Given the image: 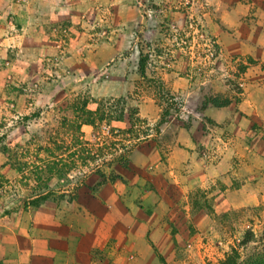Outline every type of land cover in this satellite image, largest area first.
Instances as JSON below:
<instances>
[{
	"label": "rangeland",
	"instance_id": "1",
	"mask_svg": "<svg viewBox=\"0 0 264 264\" xmlns=\"http://www.w3.org/2000/svg\"><path fill=\"white\" fill-rule=\"evenodd\" d=\"M62 1L76 17L34 20L35 0H0V42L9 39L0 44V221L13 230L38 198V215L63 207L83 220L111 211L147 238L150 228L136 222L161 220L157 235L169 237L163 249L173 253L165 251L167 264H225L233 255L243 264L264 255V192L224 209L194 187L172 211L165 189L154 216L164 195L142 182L134 158L156 144L153 159L168 165L178 128L194 126L210 136L197 147L203 160L229 147L225 124L199 110L214 96L239 110L247 70L220 50L207 0H84L79 9ZM121 167L138 174L133 185ZM203 196L209 208L191 214ZM147 261L162 264L157 255Z\"/></svg>",
	"mask_w": 264,
	"mask_h": 264
},
{
	"label": "crops",
	"instance_id": "2",
	"mask_svg": "<svg viewBox=\"0 0 264 264\" xmlns=\"http://www.w3.org/2000/svg\"><path fill=\"white\" fill-rule=\"evenodd\" d=\"M64 2L35 0L32 9L35 15L31 16L34 20L76 17L75 11L65 4L68 1ZM70 2L76 9L85 4L84 0ZM207 3L211 33L217 37L222 52L245 64L248 87L237 102L239 110L232 109V102L224 107L205 104V110H199L214 125L224 123L229 132L225 133L229 135V147L218 159L205 161L198 154L197 147L208 145L210 136L197 132V126L178 128L168 165L157 161L156 156L153 159L158 153L154 149L156 144H150L147 154L141 158L135 155V162L143 163L142 182L152 183L151 186L164 195L162 199L157 197L154 216L161 203L167 200L165 189L171 190L168 194L172 211L177 210V200L186 198L194 187L201 188L208 196H215L217 202L225 205L224 209L255 203L264 192V0H207ZM0 33L3 34L1 28ZM13 39L17 45V37ZM8 41L1 37L0 44L6 45ZM143 111L140 110L142 115ZM251 125L256 126L254 131ZM131 170L116 168L118 175L130 179L128 185L139 178ZM138 184H142L140 180ZM116 194H113L115 199ZM101 203L106 207L110 205ZM40 207L37 204L26 212L27 216L23 215V221L16 222L13 230L7 229L5 221H0V264H150L147 260L156 257L154 247L161 250L163 257L169 249H163L169 237L157 235L159 219L136 222V227L150 228L147 238L133 234L131 225L118 221L117 217L113 219L111 211L105 215H85L82 220L63 207L52 214L47 209L43 216L38 215L42 211ZM168 254L173 256L169 250Z\"/></svg>",
	"mask_w": 264,
	"mask_h": 264
},
{
	"label": "trees",
	"instance_id": "3",
	"mask_svg": "<svg viewBox=\"0 0 264 264\" xmlns=\"http://www.w3.org/2000/svg\"><path fill=\"white\" fill-rule=\"evenodd\" d=\"M144 63H145V59H144V57H142L140 62H139V71L141 74H144V69H145ZM231 102H232V99H230L229 97L221 98L219 96H214V97H207L205 99L204 104H211L215 107H224V106L229 105ZM162 121H163V119H161L160 123ZM202 193H204V192H202ZM203 197H204L203 202L201 204H197V202H195V207L193 205L194 208L191 210V214H195L196 212L200 211L202 208H209V206L207 205L208 204L207 197L206 196H203ZM38 201H39V199L35 198V199L31 200L30 203L36 205V204H38ZM154 250H155L156 255L158 256L160 262L162 264H167L164 257L159 252H157L155 248H154ZM236 257L237 256H234V255L229 257L225 261V264H239L236 262ZM243 264H264V255L258 256L255 258H250V259L246 260Z\"/></svg>",
	"mask_w": 264,
	"mask_h": 264
}]
</instances>
